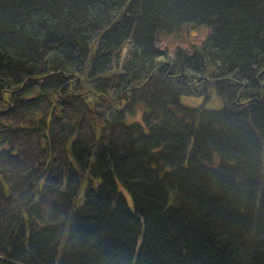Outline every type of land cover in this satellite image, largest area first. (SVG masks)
I'll use <instances>...</instances> for the list:
<instances>
[{"label":"trees","instance_id":"16d2710c","mask_svg":"<svg viewBox=\"0 0 264 264\" xmlns=\"http://www.w3.org/2000/svg\"><path fill=\"white\" fill-rule=\"evenodd\" d=\"M0 264H264V0H0Z\"/></svg>","mask_w":264,"mask_h":264}]
</instances>
